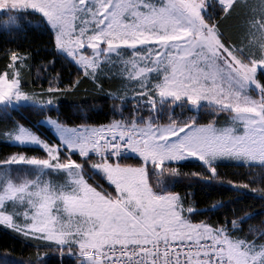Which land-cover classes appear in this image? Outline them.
Wrapping results in <instances>:
<instances>
[{
    "label": "snow or ice",
    "instance_id": "6c2138e0",
    "mask_svg": "<svg viewBox=\"0 0 264 264\" xmlns=\"http://www.w3.org/2000/svg\"><path fill=\"white\" fill-rule=\"evenodd\" d=\"M29 28L47 34L43 62L32 79L34 54L0 50V110L31 107L51 131H0L40 153L0 160V225L59 264H264L246 209L201 219L223 201L200 210L177 190L223 187L229 161L252 177L229 190L264 200V0H0V32ZM85 85L112 101L104 122L61 119V94Z\"/></svg>",
    "mask_w": 264,
    "mask_h": 264
},
{
    "label": "trees",
    "instance_id": "16d2710c",
    "mask_svg": "<svg viewBox=\"0 0 264 264\" xmlns=\"http://www.w3.org/2000/svg\"><path fill=\"white\" fill-rule=\"evenodd\" d=\"M35 23V22H33ZM235 21H229L228 25L235 27ZM48 37L39 28H29L23 32L7 34L0 32V50L3 49H20L22 52H31L35 55L34 66L31 70L32 79L36 78L37 69L40 67L45 56V49L47 47ZM38 53V55H37ZM51 59V57H48ZM3 60L0 59V66ZM57 71H61V67L57 66ZM68 75L65 72L64 79L67 80ZM41 83L43 87L47 88V83L43 81L41 75ZM36 90H40V83L35 86ZM107 91H112L117 85L109 87L105 86ZM112 107V101L108 100L103 94L92 89L91 85H85L75 94L67 96L61 94L60 97V114L61 119L78 122L79 118L85 114L92 118L93 122H104L109 109ZM55 116V113H52ZM44 117L39 115L37 111L31 107H21L18 110H9L4 112L0 110V131L5 129L11 130L14 124H23L27 127L40 128V132L47 134L50 132L45 126L38 125V121L43 120ZM36 126V127H34ZM71 126V125H70ZM47 130V131H46ZM33 156L40 155L38 151H33L29 148L13 146L5 136H0V160L9 155L20 154ZM183 172L191 173L199 171L198 162H185ZM218 171L225 181L223 187L219 182H211L210 184L199 179V177L185 176L180 179L177 185V190L190 193L194 203L198 205L200 210L209 208L212 204L223 201L225 207L219 209L218 212L207 213L201 219H211L213 221L222 220L226 216L231 219V213L234 210L246 209V212H241V216L250 215L253 219L244 224L245 230L249 227L260 228L264 225V200H261L258 192L250 191L249 189H240L239 191L229 190L227 180H235L247 183L252 177L249 176V169L247 167H237L235 162L225 161L219 167ZM254 173H258L257 169H253ZM256 189L264 188V184L256 183L251 185ZM37 255L43 257L48 261V264H59L55 252H48L41 248L39 252L34 246V242L18 235L11 229L0 225V262L3 258L2 264H35Z\"/></svg>",
    "mask_w": 264,
    "mask_h": 264
},
{
    "label": "rangeland",
    "instance_id": "374dc122",
    "mask_svg": "<svg viewBox=\"0 0 264 264\" xmlns=\"http://www.w3.org/2000/svg\"><path fill=\"white\" fill-rule=\"evenodd\" d=\"M19 125H22V126H24V127H26V128H32V127H27L26 125H23V124H19ZM43 126H45L49 131H51V129L50 128H48V126L47 125H43ZM33 129V128H32ZM34 130V129H33ZM35 131V130H34ZM13 155H15V154H13ZM10 156H12V155H9L8 157H10ZM3 263V258H1V262H0V264H2Z\"/></svg>",
    "mask_w": 264,
    "mask_h": 264
}]
</instances>
